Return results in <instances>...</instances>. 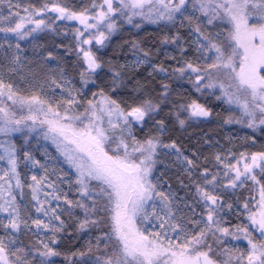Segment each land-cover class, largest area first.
Returning a JSON list of instances; mask_svg holds the SVG:
<instances>
[{"label":"snow or ice","instance_id":"snow-or-ice-1","mask_svg":"<svg viewBox=\"0 0 264 264\" xmlns=\"http://www.w3.org/2000/svg\"><path fill=\"white\" fill-rule=\"evenodd\" d=\"M7 7V15L0 11V33L4 34L0 135L20 131L18 126L24 125L37 139L51 141L72 172L50 171L47 160L56 157L46 149L42 163L30 150L23 152L21 160L14 144L0 143V161L7 163L6 169H0V231L4 233L0 264H54L53 258L60 256L67 264H264V151L242 152L235 164L229 159H236L230 149L228 155L216 154L213 167L217 171L213 172L206 166L207 157L202 164L197 151L186 155L181 143L168 135L167 118L173 127L184 128L193 118L213 115L207 104L191 94L177 93L179 98L173 99L169 84L161 81L157 91L137 78L139 69L149 65V77L162 73L165 78L185 80L200 96L235 104L242 115L239 119L229 116L225 124H245L253 132L264 129V0H103L91 5L100 9L95 15L88 8L77 12L59 3L23 7L25 15L13 11L21 8L13 0H7ZM116 14L136 28L141 25L134 23V17L151 23L163 20L175 27L176 33L166 35L162 43L178 48L179 58L169 57L177 66L154 63L150 50L133 40L134 60L110 69V91L101 89L93 93V99L84 100L83 89L75 88L59 61L55 67L48 64L57 60L52 52L33 67L18 42L33 33L56 32V21H78L83 29H76L74 39L86 65L79 76L87 87L95 84L92 77L103 62L83 45L95 41L104 46L116 29ZM101 24L107 34L100 30ZM185 28L186 36L180 32ZM223 28L226 35L217 30ZM119 89H129L126 99L113 98ZM24 90L29 94H21ZM167 105L171 107L165 118L157 119ZM17 112L21 113L18 118ZM150 121L152 130L138 137L137 127L142 131ZM21 164L43 174L31 175L30 182L22 179ZM173 167L187 179V184L183 179L179 183L190 186L191 203L178 196L165 178ZM249 182L253 188L258 186L259 211L246 201V222L232 224L229 217L239 219L242 213L225 196ZM25 188L30 194L27 203H23ZM70 193L78 198H69ZM74 209L81 211L82 218L74 215ZM64 215L75 219L78 234H89L87 252L68 256L57 247L60 234L68 228ZM28 233L38 239L25 245L20 237ZM44 233L48 235L40 239ZM240 242L246 244L241 247Z\"/></svg>","mask_w":264,"mask_h":264},{"label":"trees","instance_id":"trees-1","mask_svg":"<svg viewBox=\"0 0 264 264\" xmlns=\"http://www.w3.org/2000/svg\"><path fill=\"white\" fill-rule=\"evenodd\" d=\"M45 3H59L61 6H67L70 9L80 12L85 8L90 10V15H95L100 11L99 7L92 9L91 5L95 3L96 5L102 4L103 0H81L79 2H75V0H33L29 4L25 6H21L20 9H13V11H20L21 15H25L22 11L23 7L35 6L36 8L42 7ZM4 15H7L9 9L6 8L4 10H0ZM55 13H48V16H55ZM37 19L41 17H36ZM46 19V18H45ZM124 17L116 14L114 17V21L116 24L115 31L111 34L110 38L105 42L104 46L97 45L95 41L91 45H83L85 49L91 48V50L100 57L103 62V67L97 70V73L94 74L92 79L95 80V84H90L87 86L85 90L84 100L93 99V93H99L101 89L109 90L111 89V79H112V71L110 69L115 70L113 66H116L115 59L116 55L125 54L126 47H130V42L135 40L137 41L141 47L146 50H150L152 56H154V49L157 47V43L160 42L162 44L163 38L167 36L174 35L176 33V28L170 25L169 30L163 29V27L155 24H147L141 25L139 28L133 27L134 29H127L124 25H121V21H125ZM47 22V20H46ZM93 23L94 21H89ZM140 22V21H139ZM134 23H138L134 20ZM142 23V22H140ZM34 25H28V27H33ZM55 27L57 29L56 32L53 31H44L33 33L32 37H29L24 41L25 45H27L34 53H44L48 54V52H52L55 57L62 60L64 66L69 68L70 71L79 72L82 70V66L84 67L82 54L78 56V49L76 46V40L74 36L76 34V29H83V25H81L78 21H56ZM118 27V28H117ZM100 30L105 31L107 34V29L104 27V24L100 25ZM89 31H96L95 29H90ZM181 35H187V29L180 30ZM3 35V33H0ZM88 33H85L83 38H87ZM35 37V39H33ZM82 38V39H83ZM36 45V47H34ZM116 48H119L116 50ZM173 67L177 66L176 62L173 60ZM170 65V64H169ZM264 71V70H262ZM137 78L144 81L149 89L155 88L157 91L160 90V83L156 81L154 77H146L143 71H138ZM170 88L172 85L176 84L179 88H188L187 90L182 91L183 89H179V92H175L172 94L173 99H178L177 93L181 95H189L192 97H200L201 103H206L207 106L211 109L213 115L209 118H193L186 124L184 128H180L178 125L172 126L171 118L168 119L169 126L171 131L169 132V136L172 139H176L179 143H181L182 147L186 149L188 152L192 154L193 151H197L200 155V162L203 164L205 158H208V163L206 166L212 169L213 172L217 171L216 168L213 167V163L209 161L212 151H216L219 149V146L222 148V151H226L230 149L232 153L235 154L239 159L240 153L250 154L253 153L249 147L246 146V143L249 139H253L250 141H255L258 146H261L264 150V132L259 131L257 129L255 132L248 128L246 133H242L239 128H242L237 125L228 126L230 127L229 132L226 131L223 120L221 121L220 117H223L225 112L222 108V104L219 100H216L214 96H200L199 93H195L191 88V85L187 83L185 80H177L174 77H169ZM164 83L168 84V80L164 81ZM173 85V86H174ZM131 88V84H129V89ZM128 89V90H129ZM118 98H127L129 93L125 92V89H119L117 92ZM10 103V102H9ZM171 106H164V111L161 112L156 118L162 119L165 118V113L169 111ZM83 111V109H81ZM226 111V110H225ZM21 113L17 112V118ZM27 111L25 110L23 115H27ZM227 114V115H226ZM225 118L231 113L226 112ZM186 115V114H184ZM153 122H149L145 128L141 131L138 129L136 135L138 137H143L148 134L150 130H152ZM238 124V123H235ZM227 125V124H225ZM21 130L10 133L11 136H14V139L19 140V142H24L26 144V139L30 138L29 136L37 137L35 132L30 133L28 129L24 125L18 126ZM233 130V131H232ZM233 133V135L231 134ZM251 138H249V137ZM241 137V140L239 139ZM208 143V146H205V143ZM218 142V143H217ZM218 146V147H217ZM162 165H159V167ZM243 166V161H241L240 167ZM173 171L171 178L176 179L177 177L183 179L185 184L188 183L187 179L181 175L180 172L176 170L175 167L171 168ZM220 170V169H219ZM170 174V173H169ZM187 193H191L190 186L184 189ZM253 187H251V182H249V186L244 188H240L235 190V192H229L225 199L230 203H235L239 206V209H243V204L246 201H251L250 207L253 208L252 203L254 204L255 199L253 195ZM238 198V199H237ZM252 199V200H251ZM230 217H234L231 215ZM89 238V234L87 233H77L76 228L71 227L68 231L60 234V243L57 245L59 250L71 256L73 252L84 251L87 252V240ZM25 245L30 244L31 242L26 241L27 239H23ZM75 259H80L79 257H75ZM54 264H67L64 256L54 257Z\"/></svg>","mask_w":264,"mask_h":264},{"label":"rangeland","instance_id":"rangeland-1","mask_svg":"<svg viewBox=\"0 0 264 264\" xmlns=\"http://www.w3.org/2000/svg\"><path fill=\"white\" fill-rule=\"evenodd\" d=\"M31 1H33V0H13L14 3H19L21 6H25L26 4H29ZM79 1H81V0H75V2H79ZM6 8H8L7 7V0H4V4L2 6H0V10H4ZM133 20H135L138 23L142 22V23H140V25L147 24L146 22H148L149 24H155V25H159V24L161 25L162 24L161 26L165 30H169V28H170V25L166 21H163V20L158 21L157 23H151L148 20H142L141 17H134ZM121 25H124L125 28H127V29H134V28L131 27L132 26L131 24L127 23L126 20L124 21V23H123V21H121ZM217 30L223 31L225 35L227 34V28L217 29ZM3 36H4V34L0 35V42H3ZM9 38H10V40H12L13 44H15L17 42L15 37L11 36V34H9ZM18 42L20 43L21 48L25 50L23 55L25 57H27L29 60H32L34 62V64L32 65L33 67H35V65L40 63L41 57H47V54H44V53H41V55H40V53H34L27 45H25L23 40L18 41ZM157 44H158L157 47H155V49H154V56H152L153 62L157 63V64H161L162 63L166 67H173V65L171 63L173 60L170 59L169 57L170 56H176L177 58H179V50H178V48L175 45L171 44V43H167V44L162 43L161 44L160 42H158ZM6 48H7V45H5V49ZM118 49L119 48H116V50H118ZM124 53L125 54L122 53L120 55H118V54L116 55L115 64H116L117 68L120 65L125 64L126 62H131V61L134 60L133 50L130 47L127 46ZM2 54H3L2 51H0V55H2ZM56 58H57V60H51V61L48 62V64L50 66L55 67L57 65V61H59L60 67H63L66 70L67 76H68L69 79H71L73 81V84H74L75 88L83 89V93H84V96H85V93H86L85 90H86L87 87H84V85L81 83L79 74L77 72L70 71L69 68H66L64 66V63L62 62V60L58 59V57H56ZM84 67H86V65ZM139 71H143L145 76L149 77L148 76V72L151 71V68H150L149 65H145V66L141 67L139 69ZM152 77H154L156 79V81H158V83H161V81H163V80L164 81L168 80V84H170V82H171L169 80V77L165 78V75L162 74V73L154 74V76H152ZM6 79H7V77H6ZM12 79L16 80V82L19 83V80L16 77H12ZM90 84H92V83H89L88 85H90ZM173 85H174V83H173ZM173 85H172V88H171L172 89V94L175 93V92H179V89L180 90L183 89L182 90L183 92H184V90L188 91V88H184V87L179 88L176 84L174 86ZM109 91H110V89L107 90L106 92H109ZM125 92L129 93V90L125 89ZM21 94L28 95L29 93L26 90H24V91H22ZM217 94H219V93L217 92ZM59 95H60V90H57V98H59ZM112 95H113V98L119 99L117 93H112ZM84 96H83V98H84ZM219 102L222 104V108L226 110V111L224 110L225 114H226V112H228V113L230 112L231 113L226 118H225V114H224L223 117H220L221 121L223 120V122H224V120H226L229 116H234L237 119H239L241 117V115H242L241 111L235 104L229 105V104H226L223 101H219ZM222 125L224 126V128L226 129L227 132H229V129H230V127H228V126H233V125H237V126L242 127V128H239V130L242 133H246L248 131V127L245 124H241V123H238V124L232 123V124H227V125H225V123H224ZM138 129L139 128L137 127V131L136 132H138ZM259 131H263L264 132V129H259ZM231 134L233 135V133H231ZM29 137L30 138L25 140L26 141V144H25L24 142H19V140L16 141V139H14V136H11L10 134L8 136L0 135V143L5 144V146H7L9 144H14L16 146V149H17V155L20 156L21 160L23 159V152L26 151V150H30V151L33 152L35 158L40 160L42 163L46 162V158L42 155L43 151L46 149L52 156L56 157L55 161L47 160V163L49 165V170L50 171L53 168H56L57 171H59V169H63L65 172H69V173L72 172V170L68 167V165L63 162V157H61L59 155V153L56 152L55 147L52 145L51 141H45L43 138L37 139V137L31 136V135ZM249 138H251V137H249ZM239 139L241 140V137H239ZM250 140H253V139L252 138L249 139L247 141V143H246V146L249 147L252 151H254V152L264 151L261 146H258V144H256L253 141H250ZM205 146H208V143H205ZM0 154H3V149H0ZM185 154L191 156V153L188 152L187 150L185 151ZM216 154L228 155V153L226 151H222V148L219 146L218 150L212 151V155H211V157L209 159V161L211 163H214V156ZM235 157H236V159H232L231 157H229L231 163H233V164L236 163V160L238 158L237 156H235ZM6 168H7L6 161H0V169H6ZM219 169L222 172L223 171V166L221 165ZM18 170L21 172L22 179L23 178H27L29 182H30L31 175H33V174H37V175L43 174L40 169L25 168L23 164L20 165ZM158 170H163V166L159 167V165H158ZM172 171L173 170L170 168L166 172L165 178L172 185L173 191H175L178 196L185 197L191 203L192 202V195L190 193H187L184 190V189H186V187L181 186V184L179 183L180 178L179 179H178V177L176 179L171 178V176H172L171 172ZM2 175H3V171H0V176H2ZM54 178L55 177H53V179ZM0 183H2V181H0ZM14 183L15 182L13 181V184ZM63 187L65 188V190H67V185L66 184L63 185ZM253 189H254L253 195H254L255 201H254V204L252 203V205H253L252 210L253 211H259V208L257 207V204H256V201H258V199H259L258 186L256 188H253ZM24 192H25L26 195H25V200L23 201V203H27V201L30 200V194H29L27 188L24 189ZM69 198L76 199L78 197L74 193H70L69 194ZM17 199L19 200V196L17 197ZM240 211H241L242 215H241V217L239 219L235 215H234V217H229V219L231 220L232 224H238V223L241 222V220H244L246 222L247 212H245L243 209L240 210ZM73 212H74L75 216H79V217L82 218V213H81V211L79 209H74ZM0 215H2V214H0ZM33 215H36L34 213V211H33ZM62 218L65 219L66 223L68 224V228H67L66 231L71 229V227L76 228L75 219H71L67 215H64ZM2 235H4V233L2 231H0V236H2ZM47 235H48V233H44L39 238L43 239ZM22 238L23 239H27L26 241H29L31 243H35L37 241V239H38L37 236L32 235V233H28L26 235H22L20 237V239H22ZM240 243H241V247H243L246 244V242H240Z\"/></svg>","mask_w":264,"mask_h":264}]
</instances>
